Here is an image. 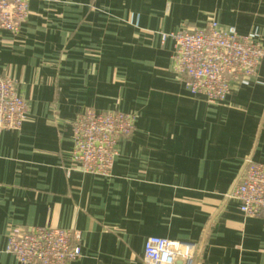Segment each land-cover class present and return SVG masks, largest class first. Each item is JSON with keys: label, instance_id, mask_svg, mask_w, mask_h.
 <instances>
[{"label": "crops", "instance_id": "0c3cea01", "mask_svg": "<svg viewBox=\"0 0 264 264\" xmlns=\"http://www.w3.org/2000/svg\"><path fill=\"white\" fill-rule=\"evenodd\" d=\"M182 24L264 45V0H30L20 30H0V77L27 101L0 130V264H23L4 249L30 226L77 229L68 264H145L148 236L194 243V264H264V216L226 198L247 159L264 163V61L222 100L192 94L161 39ZM88 108L137 115L107 176L71 162Z\"/></svg>", "mask_w": 264, "mask_h": 264}, {"label": "built area", "instance_id": "2783aa9c", "mask_svg": "<svg viewBox=\"0 0 264 264\" xmlns=\"http://www.w3.org/2000/svg\"><path fill=\"white\" fill-rule=\"evenodd\" d=\"M30 0H0V30L16 34L27 18ZM173 42L175 71L192 94L210 102L224 99L243 79L255 75L264 61V45L253 33L239 34L235 27H190L162 32ZM27 101L15 89L14 80L0 77V130L21 127ZM137 115L117 109H85L71 124V162L83 173L107 176L119 141L135 128ZM237 202L245 217L264 216V163L245 161L238 181L226 193ZM81 235L77 229L30 226L11 228L5 253L23 264H68L81 257ZM195 245L148 236L144 240L145 264H194Z\"/></svg>", "mask_w": 264, "mask_h": 264}]
</instances>
